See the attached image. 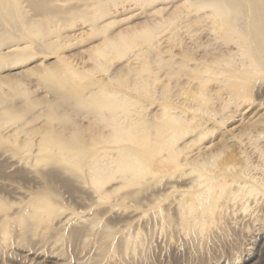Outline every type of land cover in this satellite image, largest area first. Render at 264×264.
I'll return each instance as SVG.
<instances>
[{
    "label": "rangeland",
    "instance_id": "1",
    "mask_svg": "<svg viewBox=\"0 0 264 264\" xmlns=\"http://www.w3.org/2000/svg\"><path fill=\"white\" fill-rule=\"evenodd\" d=\"M104 2L106 3L104 9L95 5L88 7V16L97 18L100 28H94L86 18L82 17L59 21L55 25L58 31L56 53L50 54L43 47L37 51L32 45L22 41L21 60H18V55L13 53L0 64V101L3 103L0 104V119L4 125L9 123L12 125V128L4 130V135L24 145L26 142L38 141L43 130L61 129L65 124L68 125L69 130L75 126L83 127L87 132L86 135L93 130H103L100 129L102 125L99 126L96 122L88 106H77L70 102L68 97L77 86L88 87L95 81H109L110 88L136 100L135 111L138 114L136 113L135 116L160 124H166L173 115L177 118L176 125L180 134L174 141L176 150L171 151L170 154L171 156L174 154L175 161L168 160L164 165L166 168L154 166L155 170L148 171L144 175L145 178L141 179H148L154 183L153 185L158 183L161 185L163 182L160 179L164 180L168 177V179H177L183 174V179H186L188 184L184 180L173 186L175 190L187 189L191 186L188 180L198 176L197 168L202 164L209 168L211 172H208L214 175H211L212 177L222 178L223 183H232L234 179L254 181L253 177L256 176L255 182H261H256L261 184L260 188L263 185V191L260 190L261 193L259 191L257 196L259 194L262 196L259 195L257 200L256 194L244 193L235 198L238 202L232 199L231 206L230 204L228 206L231 210L225 207L224 213L217 214L215 222L198 235L200 238L197 236L198 239L190 240L186 232L182 233L184 229L178 220V210L170 206V201L174 198L169 187L155 191V195L158 196L154 195L155 198L152 199L157 200L158 208L152 201L142 200L141 196L138 197L139 201L137 198L131 199L132 201L125 199L123 200L125 203L122 201L123 207L131 206L133 203L136 205L133 204L131 209L138 206L140 211L139 207L142 206V210L145 207L144 211L147 215L143 211L144 222L141 225V223H133L134 221L126 222L127 220L117 222L118 219L114 217L116 208L111 214L104 213L102 208L92 205L90 201L79 199L62 182L54 181L52 185L55 186L56 183L55 187L60 196L57 195L54 201L55 211L58 212L55 214L54 211L53 216L51 214L46 220H42V223L38 222L40 224L36 227L39 233L37 232V236L28 235L29 245L27 241L20 242L17 237L14 238L15 240L12 239L11 234L3 235L8 238L6 247L12 251V255L4 264H59L62 261L66 264H264V182H262L264 179V68L254 63L252 55H247L245 48L241 46L239 35L229 34L220 29L214 17L209 16L208 10L199 7L198 0H105ZM83 3V0L57 1V4L62 6H81ZM123 32L129 33L127 37L124 36V43L121 36L126 34ZM108 37H120L119 49L109 47ZM128 38L135 39L134 43L130 40L126 41ZM8 40L12 41L8 38L6 42H9ZM7 45H0V53L6 51ZM58 58H62L61 63L58 62ZM56 63L61 65L62 70L70 69L77 72L80 76L78 82L64 87L45 78L43 69ZM7 104L20 108V119L9 122L11 119H8L7 115L3 113V116L1 115L4 111L3 106L6 107ZM53 104L63 116L62 119L50 118L54 109ZM13 147L14 145L9 142L0 143V152L7 149L6 153L10 155ZM164 155H169V152L166 151ZM4 171L2 174L0 172V179L11 180L9 185H6L7 189L0 185V196L6 200L2 199L3 203L9 202L6 203L10 205L7 208L9 207L13 212L26 200V193L28 195L38 190L35 189L38 185L25 175L12 176L7 169ZM57 176L63 179L61 175ZM57 176L52 179H58ZM119 179L110 182L107 188L111 190L116 187L121 192L128 190L121 188L122 181ZM11 182L13 184L10 186ZM167 188L170 189L169 193ZM161 194L164 197H161ZM127 202L129 203L126 204ZM7 208L8 212L9 208ZM158 210L170 216L171 228L174 227L173 221L177 216L178 221L175 220L174 228L168 229L169 223L163 222L162 214ZM64 220L65 223L62 224ZM42 224L43 228H41ZM93 224H96L95 230L104 224L122 230L128 227L133 231L141 228L139 230L143 234V244L134 252L118 253L117 251V254L102 256L94 242H84L85 239L82 237L73 242L56 238L61 231L68 233L67 231L71 232L73 229L93 226ZM3 237L1 242L5 245ZM0 264H3L1 259Z\"/></svg>",
    "mask_w": 264,
    "mask_h": 264
},
{
    "label": "bare ground",
    "instance_id": "2",
    "mask_svg": "<svg viewBox=\"0 0 264 264\" xmlns=\"http://www.w3.org/2000/svg\"><path fill=\"white\" fill-rule=\"evenodd\" d=\"M57 1H62V0H0V45L2 46L8 44L5 49L6 51L0 53V64L5 62L9 57V55L13 53L18 55L17 56L18 60H21L22 58L21 52L23 48L20 46V44L22 41H25L26 43L32 45L37 51L40 50V47H43V49L50 54L56 53L58 49V44L56 40V37L58 36V31L55 28V25L59 21L71 19L72 17H82L83 19L86 18V21L89 22L90 25H92L94 28H100V25L98 26V19L88 16L89 15L88 7L90 5H95L98 6V8L104 9L105 7L103 8V6L106 4L104 2L105 0H83L84 3L81 6H71V5L62 6L57 4ZM198 3L200 5L199 7L208 10L209 16L214 17V21L215 23L218 24L220 29H223L225 32L229 34L231 33V34L239 35L241 40V46L245 48L247 55H252L254 59V63L257 66L264 68V0H198ZM101 14L102 13H100V15ZM123 34L126 33L123 32ZM128 34L129 33L121 36L122 37L121 39H123L124 36L127 37ZM150 37H152V35ZM150 37H147V39ZM8 38L11 39L12 41L8 40L9 42H6ZM119 38L120 37H108L107 41L108 44H110L109 47L111 46L112 48L119 49L118 47L119 45L118 43L120 40ZM128 40L130 39L128 38L126 41ZM124 41L125 40L123 39V43ZM130 41L134 43L135 39L133 40L132 38V40ZM127 43L129 44V42ZM218 55L222 56V54H218ZM58 62L61 63L62 58H58ZM256 68L255 70L258 69ZM260 72L262 73L263 70ZM43 74L45 78L54 81L64 87L70 84H71L70 86H72L73 83L78 82V79L80 77L77 72L70 71V69L68 71L62 70L61 65L59 63H56L54 65H48L47 67H45L43 69ZM257 74H259V72ZM225 81L226 80H224V82ZM109 84H110L109 81H102V82L95 81L92 83L91 86L88 87L77 86L74 92L68 97L69 101L77 106H88L90 108V112L94 115L96 122L99 124V126L100 124L102 125V128L100 129L103 130H99V131L93 130V132H88V134L86 135L87 132L83 127L74 125L75 127L69 130L68 125L65 124L61 129L50 128L43 130L41 133L39 132L41 136L39 135L40 138L38 136L39 140L36 139L38 140L36 142L35 141L26 142L27 144L25 143L24 145H20L16 142L15 139L12 140L13 138L12 139L7 138V136L4 135V130H8L12 128L11 127L12 125H10V123L8 125H4V123L0 119V143L3 144L9 142L12 145H14V147L11 149V154L9 153L10 155L6 153L8 152V150L5 148H4L5 151L2 150V153L0 152L1 174L2 171H4V169L5 170L7 169V172L11 173V174L9 173L10 175L12 176L25 175L26 177L31 178L30 180L37 183L38 185V188H35L38 189L37 191L32 192L31 190L32 193H29L28 195L26 193V196L24 195L26 197V200L22 204H20L21 205L20 207L15 209L13 212H11L10 208L8 207L11 213L9 211L8 212L6 211L7 206H10L9 204L6 205V203L9 202L3 203L2 199L4 198H1L2 196H0V210L3 211V212L0 211L1 263L4 264V262L8 260L7 258L12 255V251L6 247V243L8 242L6 240L8 238H5L7 236L3 237V235L11 234V236L10 235L9 236L12 239L17 237V239L20 240V242L27 241L26 243L29 245L30 239H28V235L30 234V236H32L31 234H36L37 236L39 232L36 226L40 224L38 222L41 221L42 223V220H46L47 217L55 211L56 205H54L55 203L54 201H56V197H58L59 195H58V190L55 187L56 183L54 184L55 186L52 185L54 181L62 182L63 185L68 187L70 190H72L79 199L90 201L92 205L102 208L104 213L111 214L112 212H115L113 210L116 208L117 209L116 215L114 216L113 214V216L118 219L117 222L122 220L123 221L127 220L126 222L134 221L133 223H139V224L141 223V225L142 222H144L143 216L145 212L144 211L145 207L144 210H142L143 207L140 205L142 207V209L141 207H139L140 211L138 209V206L135 209H133L135 206L131 209V206L134 204L133 202H132L133 204L131 203L132 204L131 206L124 205L123 207L121 206L122 201L125 199H127L126 201H128V199L134 200L135 198H137L139 201L140 198L138 197L141 196L142 200L144 199L149 200L152 201L154 205H157L158 203V202L156 203L157 200L155 201L154 199H152L155 198L154 197L155 191L156 190L158 191V189L169 187L171 188V195L174 198L173 200L170 198L171 199L170 206L178 210L177 216H179L178 220L181 224L179 225L184 229L182 230L183 231L182 233L186 232L185 234H187L190 240H194L195 238H197L198 235L206 231L209 225L215 222L216 216H218L217 214L220 215L224 213V208L229 206L232 199H235L236 197L241 196L244 193L247 195L256 194V198L254 195L255 199H257L258 196L261 195L259 194L257 196L259 191L262 190L263 185L260 188L261 184H257L256 182L258 181L255 182L256 176L253 177L254 181L252 179L251 180L234 179L232 180L234 181L232 183H228V182L223 183L222 178L218 179L219 176L216 175L215 176L217 178L212 177L214 175L209 173L211 172L208 170L209 168L202 164L198 165L199 166L197 168L198 176H195L196 177L195 179L188 180L189 183H191V186L188 187L187 189L175 190L173 186L175 183L178 182L181 183L180 181L184 182V180H186L183 179L182 173H181L182 176H178L177 179H168L169 177L164 180L160 179L163 182V183L161 182L162 183L161 185L159 183L157 185H153L154 184L153 182L149 181L148 179H144L145 178L144 175L148 171L152 172L155 170L154 166L160 168L163 167L168 160L175 161V157H173L174 154L172 156L170 154L171 151L176 150L174 141L175 138L178 137V135L180 134L177 127L178 125H176L177 118L174 117V115L171 118L169 117V120L166 121V124L152 123L153 121L150 122L141 119L140 117L135 116V114L137 113L135 111L137 105L135 102L136 100L134 101L130 99L125 93L121 91L110 88ZM0 104L3 103H1L0 101ZM7 105L6 107L3 106L4 111L1 112V115L2 116L3 114L7 115L8 119H11L9 122H14L20 119L21 118L20 108H17L14 105L13 106H9V105L7 106ZM54 105L55 104H53V106ZM62 117L63 116L58 113L56 107L54 106V109L51 111L50 118L62 119ZM16 132H17L16 134H18V131ZM250 142H252V140ZM30 144L32 145L30 146ZM166 151L169 152V155H164ZM163 168L166 167L164 166ZM55 175L56 176L61 175L63 179L61 178L59 179L58 178L59 176H57L58 179H52ZM142 177L144 178L141 179ZM150 177L152 178V176ZM118 178H120L119 180L122 181L121 188H128V190L125 189L126 191L123 190L125 192H121L119 188L116 187L112 188L111 190L107 188V186L110 185L109 184L110 182L114 180L116 181L118 180ZM10 180L11 179H0V185L3 187L5 186L6 188V185L7 186L9 185ZM256 180H258V178ZM13 182L10 183V186L11 184H13ZM262 182H264V179ZM186 183L188 184L187 180ZM9 188L11 189L12 187ZM28 191L30 192V190ZM169 191L170 189L168 190V193ZM155 196H158V194H156ZM162 196L163 195L161 194V197ZM161 197H159V199L162 200L163 198ZM165 199H166V195H165ZM244 199H241V201ZM130 200L129 202L132 201ZM235 200L237 201V199ZM4 201L6 200L4 199ZM138 201L136 200V202ZM160 201L159 204L162 202ZM129 202H127L126 204H128ZM141 203L144 204V202ZM163 203L166 204V202ZM151 207L152 205L150 206V208ZM158 207L159 205H157V208ZM230 208L229 210H231ZM56 212H58V210L55 211V214ZM153 212L156 214V216H159L157 215V212L155 211ZM158 212L162 214L161 218H163V222L169 223L168 224V229H169V227L171 226L170 222L172 221L169 220L170 216H168L166 213L163 214L162 210L161 211L158 210ZM53 215L54 214H52L51 216ZM177 216L175 217L177 218ZM114 217L112 218L114 219ZM173 218L174 217L172 216V219ZM149 220L151 221L150 218ZM175 220L173 221L174 227H175L174 224ZM47 221H45V224L47 223ZM81 221H83V219ZM64 223L65 220L62 224ZM43 224L41 228H43ZM82 226H84V224ZM95 226L96 224H93V226L87 225L85 227H81L76 230L73 229L71 232L67 231L68 233L62 231L59 232L60 231L59 230L58 231L59 233L57 235L58 237L56 236V238H58V240L66 239L68 241L73 242L78 238L82 237L86 240V241L84 240V242L87 241L88 243L94 242L96 247H98L99 249L98 251H100V254L102 256L108 254L113 255L112 253L117 254L116 253L117 251H119L118 253H129L131 251L134 252L138 247H140L143 244V238H142L143 234H141L142 231L140 232L139 230L141 228L137 227L139 231L130 230L129 227L122 230L120 228L110 227L109 225L104 224L103 226L95 230L94 228ZM149 231H151V229ZM179 232H181V230ZM17 233H19L20 235H18ZM2 237L3 239L5 238L4 239L5 245H3L1 242ZM35 237L32 238L34 239ZM30 247H31V243H30ZM35 256H37V254ZM117 256L118 255H116V257ZM27 257L28 256H26V258ZM59 264H66V263L62 261Z\"/></svg>",
    "mask_w": 264,
    "mask_h": 264
}]
</instances>
